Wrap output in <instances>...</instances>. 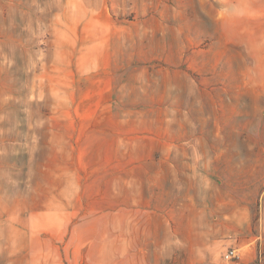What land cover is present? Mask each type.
<instances>
[{
    "label": "rangeland",
    "instance_id": "374dc122",
    "mask_svg": "<svg viewBox=\"0 0 264 264\" xmlns=\"http://www.w3.org/2000/svg\"><path fill=\"white\" fill-rule=\"evenodd\" d=\"M0 264H264V0H0Z\"/></svg>",
    "mask_w": 264,
    "mask_h": 264
},
{
    "label": "built area",
    "instance_id": "2783aa9c",
    "mask_svg": "<svg viewBox=\"0 0 264 264\" xmlns=\"http://www.w3.org/2000/svg\"><path fill=\"white\" fill-rule=\"evenodd\" d=\"M239 257H240V253L235 248H230L224 253L225 259H234Z\"/></svg>",
    "mask_w": 264,
    "mask_h": 264
},
{
    "label": "crops",
    "instance_id": "0c3cea01",
    "mask_svg": "<svg viewBox=\"0 0 264 264\" xmlns=\"http://www.w3.org/2000/svg\"><path fill=\"white\" fill-rule=\"evenodd\" d=\"M233 228H234V227H233ZM233 228H232V229H233Z\"/></svg>",
    "mask_w": 264,
    "mask_h": 264
}]
</instances>
